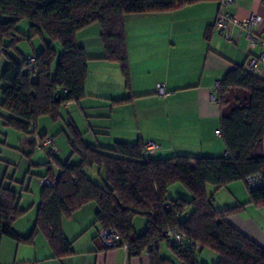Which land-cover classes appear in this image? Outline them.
Returning <instances> with one entry per match:
<instances>
[{
	"label": "trees",
	"instance_id": "trees-1",
	"mask_svg": "<svg viewBox=\"0 0 264 264\" xmlns=\"http://www.w3.org/2000/svg\"><path fill=\"white\" fill-rule=\"evenodd\" d=\"M201 1H217L222 6L223 0H0V55L6 57L0 73V105L9 113L6 125L33 134L39 118L56 121L64 104L85 96L91 58L76 40L79 30L99 24L102 59L116 62L128 82L125 17L168 12ZM22 19L29 22L27 33L17 29ZM37 35L43 46L29 56L34 58L32 62L19 51V59L9 53L17 49L18 42ZM54 43L60 44V52ZM214 96L221 111L219 135L226 148L222 155L156 157L146 153V142L141 140L116 141L102 147L83 143L80 134L73 131L68 139L71 157L77 155L78 161L69 158L62 162L56 153H48L58 174L48 166L41 179L52 181L56 177L57 182L42 185L35 225L28 236L22 237L13 229L14 221L25 213L19 206V193L10 186L0 187V243L4 237L29 242L36 231H41L54 257L72 254V241L65 237L62 221L94 203L95 224L119 236L117 243L106 249L126 246L131 255L146 252L150 264H175V260L207 264L197 258L204 249L217 254L213 264H264V247L227 220L241 207L216 210L213 195L207 191L209 185L220 190L242 181L250 202L264 206V185L248 187V178L253 175L264 180V79L246 64L234 65L217 83ZM46 137L38 134L32 141L24 138L22 145L30 144L33 151ZM91 172H96L95 179ZM174 184L181 185L190 196H167ZM136 216L146 222L140 233L133 225ZM173 230L181 236L179 241L165 236ZM162 243L170 256L160 253Z\"/></svg>",
	"mask_w": 264,
	"mask_h": 264
},
{
	"label": "crops",
	"instance_id": "crops-1",
	"mask_svg": "<svg viewBox=\"0 0 264 264\" xmlns=\"http://www.w3.org/2000/svg\"><path fill=\"white\" fill-rule=\"evenodd\" d=\"M221 10L239 21L252 13L259 14L262 20L252 30L259 37H264V0H233L225 6H219L217 1H201L175 7L168 12L125 17L128 82L116 62L102 59L104 48L99 24L93 23L79 30L76 40L91 60L87 64L85 96L78 102H69L61 107V112L65 110L70 117L66 123L71 135L77 131L83 143L102 147L111 146L116 141H151L156 144V157L222 155L226 148L222 137L217 134L221 111L212 99L216 85L232 66L246 64L251 55L264 51V46L250 50L246 31L233 22L225 32H220L215 20ZM256 74L264 79V63L258 64ZM158 84L164 85L165 95L157 93ZM70 107L71 113L67 111ZM62 116L61 113L60 118ZM77 117L84 119L83 123L86 121L84 128ZM39 135L49 134L45 130ZM69 135L66 132V145L70 148L64 156L66 160L71 159ZM50 136L55 145L56 135ZM24 138L32 141L27 136ZM58 153L59 149L56 155ZM56 158L61 161L63 156ZM50 168L55 175L58 174V168ZM175 188L177 195L188 196L180 187ZM224 188L231 195L227 198L219 195L213 199L214 208L241 207L227 216L228 222L264 247V206L250 202L249 191L242 181ZM15 190L20 195V206L21 190ZM217 202L219 206H216ZM38 203L33 204L32 224L17 225L27 215L24 214L28 209H24L23 217L19 216L13 223L18 235L26 237L33 230ZM95 210V204L88 203L63 219L62 230L72 241V254L54 257L47 236L36 231L29 242L2 238L0 264H150L146 252L131 255L121 246L106 249L97 236L100 228L94 222ZM133 225L140 233L145 229V219L136 216ZM90 227H95V231ZM27 247L33 250L25 251ZM165 248L168 249L162 243L160 253L170 256Z\"/></svg>",
	"mask_w": 264,
	"mask_h": 264
},
{
	"label": "rangeland",
	"instance_id": "rangeland-1",
	"mask_svg": "<svg viewBox=\"0 0 264 264\" xmlns=\"http://www.w3.org/2000/svg\"><path fill=\"white\" fill-rule=\"evenodd\" d=\"M28 28H29V22L25 19H22L17 23V29H19L22 33H27ZM43 39L45 41L48 40V38L45 35H43ZM42 46H43V41L41 39V36L37 35V36L32 37L31 40L24 39L18 42L16 46L17 49L12 48L9 51V53L18 59L21 56L20 53L24 57L27 58L31 55V53H36L39 50H41ZM53 47L58 52L61 51L60 44L54 43ZM5 61H6L5 54H1L0 55V73H1V70H2V67ZM69 109L71 110V107L68 108L67 111H69ZM69 112L71 113V111ZM61 113L63 116L62 118H59L58 121L51 120L48 117H41L37 121L36 132L33 134L26 135L24 134L23 131L19 129H15L9 125H6L5 119L7 116H9V113L0 105V185L4 187L8 185H12V188L21 190L20 206L23 209H28L27 212L24 214V215L27 214L26 216L19 217V218L21 217L23 218L19 220L17 225L25 226L26 224L33 223V220H34L33 219L34 217L32 216L34 215V210H32L33 204H36L37 202H39L38 201L39 194L42 188L40 176H42L45 172H47L48 166H51L53 170L57 168L56 164L53 161L51 162L50 160L51 158L49 157L48 151H47L48 147H45L44 149H34L32 151L29 146L30 144L23 146L22 141L25 136H27V139L29 138L30 140H33L34 138L38 136L40 132H43L46 130L49 134L48 137L51 134L56 135L55 145L59 149V153L56 156H58L59 158V156L61 155L63 156L61 161L66 160L67 157H64V156L68 154V151L70 149L66 145V132L71 134V130L69 129V126L66 122L69 120L70 117L65 112V110L62 111ZM77 118H78V122L81 125V127L84 128V126L86 125V121L85 123H83L84 119L82 118L79 119V117ZM62 127L63 129L59 131V129ZM49 160H50V164H45ZM70 160L72 162L77 161L78 160L77 155H73ZM93 173L94 172H91L89 173V175L92 177L94 176L93 178L95 179L96 172L94 173L95 175H93ZM54 181L55 183L57 182L56 177L51 182H54ZM177 186L180 187V189H183L182 191H184L185 196L187 194L188 196H190V194L179 184H174L172 186L173 188L170 187L171 189L169 188L170 190L167 196L171 198H175L176 196H178L177 195L178 191L175 188ZM207 187H208L207 188L208 194L209 195L212 194L214 200L217 197H219V195H222L225 198L230 197L229 196L230 193L227 192L226 188H222L220 190H214V188H212L211 185ZM214 200H213V203H214ZM216 206H219L218 202L216 203ZM218 208H223V206L218 207ZM89 229L95 231V227L93 228L90 227ZM32 250L33 248H30V247L25 248V251H28V252H31ZM168 250L169 249H166L167 252ZM197 258L201 262H205L207 264H213V262L214 263L216 262L218 257L214 251L210 249H204L203 251L197 253ZM175 264H181V263L178 260H175Z\"/></svg>",
	"mask_w": 264,
	"mask_h": 264
},
{
	"label": "built area",
	"instance_id": "built-area-1",
	"mask_svg": "<svg viewBox=\"0 0 264 264\" xmlns=\"http://www.w3.org/2000/svg\"><path fill=\"white\" fill-rule=\"evenodd\" d=\"M233 2V0H223L222 1V6L227 5L228 3ZM262 18L259 14L257 13H252L249 17L242 19V20H236L234 19L228 12L226 11H220L216 17L215 20V25L218 28L220 32H225L228 25L233 22L237 24L241 29L246 31V38L248 39L249 42V48L250 50L258 47V46H264V37H259L257 34L254 33L252 30L254 27L258 26L259 23L261 22ZM227 39H230V35L226 34ZM28 61L32 62L34 60L33 57H28ZM259 63H264V51L260 52L257 55H254L249 58V60L246 63V68L250 71H257L258 69V64ZM157 93L159 95H165L166 90L164 85L158 84L157 86ZM213 100H215V96L212 97ZM217 134H220L219 131H217ZM34 139H38V136ZM40 148H45L48 147L47 151L50 154H54L58 151L57 147L53 144V138L52 137H46L44 138L40 143H39ZM155 148L156 144L148 141L145 143V149L146 153L153 155L155 153ZM248 187L250 188H255V187H260L264 185V180H262L260 177L257 175H253L248 178ZM54 182H51L48 178H43L41 179V184L42 185H54ZM98 236L100 239L103 241L105 246H113L117 243L119 240L118 234L110 229V228H101L98 230ZM165 236H169L173 238L174 241H179L181 239V236L173 231H168L165 232ZM125 249L126 246H124ZM34 264V263H33Z\"/></svg>",
	"mask_w": 264,
	"mask_h": 264
}]
</instances>
